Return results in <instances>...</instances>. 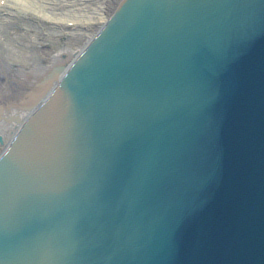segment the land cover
Wrapping results in <instances>:
<instances>
[{
    "label": "water",
    "instance_id": "1",
    "mask_svg": "<svg viewBox=\"0 0 264 264\" xmlns=\"http://www.w3.org/2000/svg\"><path fill=\"white\" fill-rule=\"evenodd\" d=\"M29 87L0 264H264V0H121Z\"/></svg>",
    "mask_w": 264,
    "mask_h": 264
},
{
    "label": "bare ground",
    "instance_id": "2",
    "mask_svg": "<svg viewBox=\"0 0 264 264\" xmlns=\"http://www.w3.org/2000/svg\"><path fill=\"white\" fill-rule=\"evenodd\" d=\"M58 0H0V105L9 104L15 95H23L30 89L29 84L39 79L56 66H63L77 58L88 44L100 33L121 0H102L101 8L90 12L89 4L97 0H65L66 8L85 6L87 13L63 16V0L57 8ZM101 1V0H100ZM37 20L49 30L44 33L24 25L18 28V22ZM43 28V27H42ZM41 28V29H42ZM47 28V29H48ZM70 30L71 34L66 33ZM48 43L47 50H37L42 45L41 36ZM78 44L66 43L71 36ZM71 59V60H70ZM9 110L5 111L7 116ZM10 114V113H9ZM25 116V115H24ZM23 116V120L26 119ZM17 125L0 120V135L6 143L0 147L6 149ZM5 149H0V156Z\"/></svg>",
    "mask_w": 264,
    "mask_h": 264
},
{
    "label": "rangeland",
    "instance_id": "3",
    "mask_svg": "<svg viewBox=\"0 0 264 264\" xmlns=\"http://www.w3.org/2000/svg\"><path fill=\"white\" fill-rule=\"evenodd\" d=\"M61 0H58L57 2H55V5H56V7L57 8H61L59 5L61 4ZM101 2H102V0L100 1V0H97L96 2H93V3H90L89 4V11L90 12H94V11H96L98 8H101L102 7V5H101ZM64 5H66V2H65V0H63V16L65 15V16H67V15H78V13H80V14H82V15H85L86 13H87V9L86 8H84V7H86V6H88V5H85V6H81V5H79L78 7H76V8H74V9H70V8H66ZM75 9H76V11L78 10H80V12H74L75 11ZM24 25H28V26H30V27H32V29L33 30H35V31H37L38 33H40V32H42V33H44L45 31H43V29L44 30H49V28H50V26H49V28L46 26V25H44V24H40L37 20H32V21H22V20H20L19 22H18V28L20 29L21 27H23ZM43 27V28H42ZM42 28V29H41ZM48 28V29H47ZM66 33H68V34H71V31L70 30H66ZM72 35V34H71ZM70 35V36H71ZM42 38H41V43H42V45H39V46H36L35 47V49H37V50H44V49H47V50H49V49H51V47L50 48H48V43H45L42 39L44 38V36L42 35L41 36ZM66 39H69V40H65V38L63 39V45L64 44H66V43H71V44H78L77 43V39H76V37H73V36H71L70 38L68 37V38H66ZM0 149H5V148H3V147H0Z\"/></svg>",
    "mask_w": 264,
    "mask_h": 264
}]
</instances>
